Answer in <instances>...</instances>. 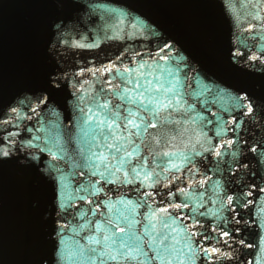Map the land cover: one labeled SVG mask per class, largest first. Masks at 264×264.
<instances>
[{"label":"water","instance_id":"obj_1","mask_svg":"<svg viewBox=\"0 0 264 264\" xmlns=\"http://www.w3.org/2000/svg\"><path fill=\"white\" fill-rule=\"evenodd\" d=\"M249 24L253 26L251 34L244 31ZM161 48L165 51L160 54L171 56L173 70L178 64L183 69L181 75L188 76L197 93L203 91V85L212 88L211 93L199 96L201 101H209L210 109L201 115L215 120L211 113L219 112L229 120L224 111L229 96H247L253 102L255 111L251 117H243L240 133L241 141L247 143L236 145L240 163L249 167L237 170L231 149L229 155L221 157L219 171L215 157L197 158V167L211 177L209 191L199 201H189V208L181 214L196 208L195 217L205 225L202 231L211 236H218L222 229L230 231L231 237L218 236L220 242L212 240V244L231 252L233 258L210 257L211 264H264V229L259 227L264 222V192L259 191L264 188V0H0V153L9 152L7 157L0 155V264H69L64 249L77 238L73 227L79 231L78 224L83 223L78 209L94 206L74 201L75 207H69V193L79 195L77 185L99 177H91L88 169L79 175L80 170H73L57 149L52 150L58 157L53 160L45 146H51L50 135L74 128L78 95L107 88L109 79L119 83L108 72L93 75L89 69L152 64ZM253 55L259 58L253 60ZM81 69H85L82 75ZM40 97L46 102L38 104ZM202 107L196 104V112ZM14 108L23 120L15 119ZM208 127L212 129L208 135L213 137L215 125ZM16 132L19 135L9 137ZM232 136L226 130L225 138ZM141 138L147 140L148 136L141 133ZM252 147L255 153L249 150ZM74 148L75 144L69 145L70 151ZM141 150L148 164L140 169L138 179L155 167L148 150L143 145ZM182 167V172L171 173L180 177L175 181L168 172H161L160 178L168 187L162 183L151 190L145 181L143 191H158L155 200L159 202L172 199L167 196L171 189L175 202L180 203L183 197L176 189L187 188L190 165ZM73 171L75 176L70 174ZM217 180L230 193L247 185L245 190L252 195L246 199L252 203L248 208H237L238 215L217 211L219 205L209 199L210 186ZM135 187L107 184L105 191L113 200L123 195L135 202L140 196ZM106 198L92 197L97 201ZM233 216L247 220L248 226L236 224ZM88 219H92L91 214ZM213 227L216 233H212ZM241 238L245 245L239 244ZM209 260L200 264H209Z\"/></svg>","mask_w":264,"mask_h":264},{"label":"snow or ice","instance_id":"obj_2","mask_svg":"<svg viewBox=\"0 0 264 264\" xmlns=\"http://www.w3.org/2000/svg\"><path fill=\"white\" fill-rule=\"evenodd\" d=\"M244 31L251 34L253 26L249 24ZM166 47L170 49L171 45ZM164 51V48L159 50L158 59L153 58L152 64L136 62L135 67L122 68L109 64L101 69H89L93 75L97 71L108 72L119 83L109 79L107 88L101 87L78 95L75 110L79 114L73 117L74 128L66 129L63 134L58 131L49 137L51 146L46 144L45 147L53 160L58 159L52 151L55 148L61 158H67L73 170H80L79 175H85L84 169H88L91 177H99L98 180L77 185L75 191L79 195L69 193V207H75L74 201H86L94 205L86 210L78 209L79 219L83 223L78 224L79 231L73 227L77 238L71 247L64 249L69 264H200L201 260H209L214 256L233 258L231 252L222 251L212 244V240L220 242L218 236L231 237L230 231L222 229L218 236H211L206 230L202 231L205 225L195 217L196 208H192L187 215L181 212L189 208V201L197 202L209 191L207 186L211 177L197 167V158L215 157L216 170L219 171L221 157L229 155L228 150L231 149L230 155L237 170L249 167L240 163L241 153L236 145L247 143L246 140L241 141L240 133L244 125L243 117H251L255 111L253 102L247 96H229V106L224 108L229 120H225L219 112L211 113L215 120L201 115V112L210 109L207 107L209 101H201L199 96L211 93L212 88L203 85V91L197 93L188 76L181 75L183 69L178 64L173 70L171 56L160 54ZM258 58L252 56L253 60ZM84 71L81 69V75ZM114 99L118 102L113 103ZM41 102H46L43 97L37 99L38 104ZM196 104L204 107L196 112ZM31 110L36 111L34 108ZM12 112L16 113L15 119H24L17 109H12ZM193 112L196 115H191ZM209 125H215L213 137L208 135V131L212 130ZM149 129L155 131L149 132ZM226 130L233 133L231 138H225ZM141 133L147 134L148 139H142ZM15 135L19 133H10L9 137ZM24 143L30 145V141ZM70 144H75L71 151ZM141 145L153 157L155 167L151 171H144L143 178L138 179L141 176L140 169L146 168L148 164ZM249 150L256 152L255 147ZM0 155L7 157L9 152L3 151ZM165 164L169 167H165ZM184 165H190L187 168L189 179L187 188L176 189L183 197L180 203L175 202L177 197L171 189L167 196L172 199L159 202L155 200L158 191H143L145 181L151 190L164 183L160 178L161 172H168L171 181L179 180L180 177L171 173L182 172ZM156 169H160V172ZM54 171L61 172V169L54 168ZM70 174L76 175L75 171ZM197 177L200 178L197 180ZM107 184L118 187L135 185V191L140 196L135 202L125 199L123 195L113 200L105 191ZM164 187H168V184L164 183ZM210 187L212 196L209 199L212 204L219 205L217 211L236 213L237 208H248L252 203L246 199L252 195L250 190H245L247 185L231 193L218 180L213 181ZM259 191L264 192V188H259ZM100 195L107 198L98 201L92 199ZM149 199L152 203H149ZM140 208L145 210L137 212ZM89 214L92 219H88ZM212 215L215 217L216 212ZM137 216L142 219H137ZM187 219H191L192 223H186ZM232 219L236 224L243 222L248 226L247 220L243 218L237 220L233 216ZM138 226H142V230ZM63 227L67 228L68 225ZM259 227L264 229V222ZM211 231L216 233L217 230L213 227ZM235 231L239 232L240 229ZM81 232L84 235H80ZM205 241H208L207 245ZM238 242L245 245L243 238ZM64 243L61 239V244ZM223 243L231 248L228 240ZM246 246L252 247L250 244Z\"/></svg>","mask_w":264,"mask_h":264}]
</instances>
